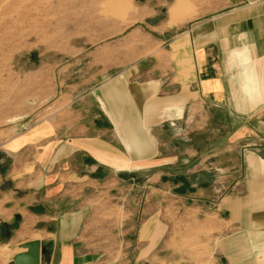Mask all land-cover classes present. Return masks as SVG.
Wrapping results in <instances>:
<instances>
[{
    "label": "crops",
    "instance_id": "crops-1",
    "mask_svg": "<svg viewBox=\"0 0 264 264\" xmlns=\"http://www.w3.org/2000/svg\"><path fill=\"white\" fill-rule=\"evenodd\" d=\"M210 4L81 95L77 122L42 139L33 160L24 136L7 140L13 184L0 221L18 246L13 257L38 239L52 242L42 264H103L85 233L107 196L124 210L120 228L127 236L131 224L140 254L162 250L182 208L225 230L214 248L219 264H264V0Z\"/></svg>",
    "mask_w": 264,
    "mask_h": 264
},
{
    "label": "rangeland",
    "instance_id": "rangeland-1",
    "mask_svg": "<svg viewBox=\"0 0 264 264\" xmlns=\"http://www.w3.org/2000/svg\"><path fill=\"white\" fill-rule=\"evenodd\" d=\"M211 1L0 0V198H7L13 184L8 171L14 162L5 153L8 139L24 136L26 159L33 160L42 139L53 140L77 122L81 95L156 51L162 41L168 43ZM167 25L174 26L162 33ZM128 192L133 199L135 189ZM145 197L144 210L150 204V195ZM116 204L114 197H101L85 233L88 248L103 264H219L214 248L225 230H219L215 218L177 208L173 229L158 245L162 250L140 254L131 224L127 236L120 228L125 213ZM135 207L132 200L127 208L134 212ZM9 229L0 221V264L18 250L8 245Z\"/></svg>",
    "mask_w": 264,
    "mask_h": 264
},
{
    "label": "water",
    "instance_id": "water-1",
    "mask_svg": "<svg viewBox=\"0 0 264 264\" xmlns=\"http://www.w3.org/2000/svg\"><path fill=\"white\" fill-rule=\"evenodd\" d=\"M20 247L25 251L16 254L9 264H42L52 252L51 241L31 240L21 243Z\"/></svg>",
    "mask_w": 264,
    "mask_h": 264
}]
</instances>
